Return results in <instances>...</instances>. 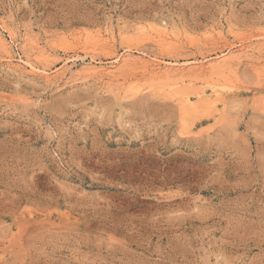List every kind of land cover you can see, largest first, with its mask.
Returning a JSON list of instances; mask_svg holds the SVG:
<instances>
[{"label": "rangeland", "instance_id": "rangeland-1", "mask_svg": "<svg viewBox=\"0 0 264 264\" xmlns=\"http://www.w3.org/2000/svg\"><path fill=\"white\" fill-rule=\"evenodd\" d=\"M0 39V264H264V0H0Z\"/></svg>", "mask_w": 264, "mask_h": 264}, {"label": "bare ground", "instance_id": "bare-ground-1", "mask_svg": "<svg viewBox=\"0 0 264 264\" xmlns=\"http://www.w3.org/2000/svg\"><path fill=\"white\" fill-rule=\"evenodd\" d=\"M3 26H4V24H3ZM159 32V31H158ZM163 33V32H162ZM13 38V37H12ZM30 39H32V38H30ZM28 40L29 41V46H31V50H32V48L34 49H38V48H36V46L38 45L37 44V41H34L33 39L32 40ZM1 40V39H0ZM26 40V39H25ZM5 42V41H4ZM2 43V42H1ZM5 44V43H4ZM3 43H2V45H4ZM105 44V43H104ZM5 45H7V44H5ZM39 47V46H38ZM245 48V47H244ZM42 50V49H41ZM39 51V50H38ZM7 53V52H6ZM9 54V53H8ZM230 54V53H229ZM41 55V54H40ZM39 56V55H38ZM43 56V55H42ZM44 57V56H43ZM116 57V56H115ZM122 57V56H121ZM36 58H37V56H36ZM39 58V57H38ZM44 58H46V57H44ZM129 58V57H128ZM230 58V57H229ZM229 58H227V59H229ZM233 58V57H232ZM43 59V58H42ZM117 59V58H116ZM123 60H122V62L124 61V62H127L129 65H131L132 67H134V68H139V69H141V70H143V72L145 71V72H147V73H149L151 76H161V75H163V74H165V73H169V71H173V68H168L169 70H163V69H160V68H156V67H153L154 65H152V62L150 61V60H147V59H143V58H138V59H133V60H131V61H129V59H126V57L125 58H122ZM223 59V58H222ZM225 59V58H224ZM223 59V60H224ZM223 60H221V61H223ZM216 61V60H215ZM220 61V60H219ZM227 61V60H226ZM225 61V62H226ZM23 62V61H22ZM93 62V61H92ZM228 62V61H227ZM28 63V61L26 62V64ZM120 63V62H119ZM126 63V64H127ZM217 63V62H216ZM29 64V63H28ZM122 64V63H121ZM128 64H127V66H128ZM221 64V63H220ZM226 64V63H225ZM125 65V64H124ZM152 65V66H151ZM213 66H214V63L212 64ZM222 65H223V63H222ZM30 66L32 67V65L30 64ZM199 66V65H198ZM195 66V68H192V67H190V68H188L187 66V72H188V70H199V72H208V68L209 67H207V66H203L202 64H201V66ZM221 66V65H220ZM90 67V66H89ZM86 68V67H84L85 69H91V67L90 68ZM94 67V66H93ZM99 67V66H98ZM106 67V66H105ZM113 67V66H112ZM111 67V68H112ZM115 67V66H114ZM113 67V68H114ZM197 67V68H196ZM115 68H117V67H115ZM114 68V69H115ZM130 68V67H129ZM164 68V67H163ZM33 70H34V68H32ZM114 69H108V68H101L100 67V69L98 68V69H96V70H94L95 72H103V73H106L107 75H112L113 76V73H114ZM177 69V70H176ZM175 70L176 71H178V72H181V71H183V70H185L186 68L185 67H178V68H176ZM210 69V68H209ZM32 70V71H33ZM116 70V69H115ZM126 70V69H125ZM124 71V70H123ZM121 72V71H120ZM144 72V73H145ZM33 73V72H32ZM118 73V72H117ZM117 73H114V74H117ZM97 74V73H96ZM100 74V73H99ZM201 74V73H200ZM119 75V74H118ZM214 98V97H213ZM180 99V98H179ZM202 99H203V97H202ZM209 99V98H208ZM217 99V98H216ZM178 100V99H177ZM206 100V99H205ZM214 100V99H213ZM188 101V100H187ZM210 102V101H209ZM187 103V102H186ZM206 103H207V101H206ZM181 104V103H180ZM185 104V103H184ZM202 104V103H201ZM186 105V104H185ZM184 105V106H185ZM187 105H189L188 103H187ZM200 105V104H199ZM201 106V105H200Z\"/></svg>", "mask_w": 264, "mask_h": 264}]
</instances>
